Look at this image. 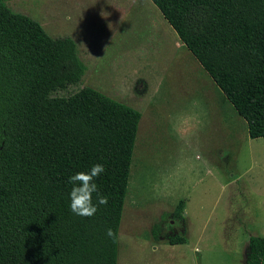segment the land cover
<instances>
[{"label":"trees","instance_id":"trees-1","mask_svg":"<svg viewBox=\"0 0 264 264\" xmlns=\"http://www.w3.org/2000/svg\"><path fill=\"white\" fill-rule=\"evenodd\" d=\"M149 1L248 137L264 141V0ZM84 71L71 38H51L0 0V264H116L140 113L87 87L62 94ZM97 163L108 203L77 216L68 178ZM242 264H264V238H248Z\"/></svg>","mask_w":264,"mask_h":264},{"label":"rangeland","instance_id":"rangeland-1","mask_svg":"<svg viewBox=\"0 0 264 264\" xmlns=\"http://www.w3.org/2000/svg\"><path fill=\"white\" fill-rule=\"evenodd\" d=\"M3 2L51 38L74 41L85 71L62 94L87 87L140 113L116 264H242L248 238H264V141L248 137L154 5ZM175 235L183 243L168 244Z\"/></svg>","mask_w":264,"mask_h":264},{"label":"clouds","instance_id":"clouds-1","mask_svg":"<svg viewBox=\"0 0 264 264\" xmlns=\"http://www.w3.org/2000/svg\"><path fill=\"white\" fill-rule=\"evenodd\" d=\"M106 171L104 164L97 163L90 166L85 171L76 172L70 175L68 182L72 185L69 193L70 210L77 216L93 217L98 211L100 205H107L108 197L102 195L96 180ZM95 194L96 201L93 202ZM107 234L111 236L112 230Z\"/></svg>","mask_w":264,"mask_h":264},{"label":"flooded vegetation","instance_id":"flooded-vegetation-1","mask_svg":"<svg viewBox=\"0 0 264 264\" xmlns=\"http://www.w3.org/2000/svg\"><path fill=\"white\" fill-rule=\"evenodd\" d=\"M171 216H174V210H173V212H171V214H170ZM175 217V216H174Z\"/></svg>","mask_w":264,"mask_h":264}]
</instances>
